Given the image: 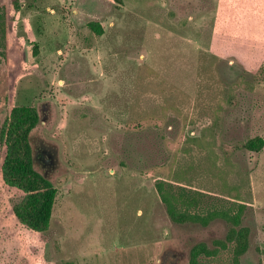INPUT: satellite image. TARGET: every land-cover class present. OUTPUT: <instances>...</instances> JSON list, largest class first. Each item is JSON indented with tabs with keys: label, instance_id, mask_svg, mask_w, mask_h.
<instances>
[{
	"label": "rangeland",
	"instance_id": "obj_1",
	"mask_svg": "<svg viewBox=\"0 0 264 264\" xmlns=\"http://www.w3.org/2000/svg\"><path fill=\"white\" fill-rule=\"evenodd\" d=\"M195 259L264 264V0H0V264Z\"/></svg>",
	"mask_w": 264,
	"mask_h": 264
},
{
	"label": "trees",
	"instance_id": "obj_2",
	"mask_svg": "<svg viewBox=\"0 0 264 264\" xmlns=\"http://www.w3.org/2000/svg\"><path fill=\"white\" fill-rule=\"evenodd\" d=\"M15 7H18V5L16 4ZM33 124L34 122H32L31 125L27 127L26 131L22 135L19 136V140H18L19 144L21 145L22 150L25 151L27 155L30 151L27 138H28V133L30 131V128L33 126ZM15 169H16V172L21 176H38L37 173L32 169V166L30 163H26V162L16 163ZM39 179L42 180L41 177H39ZM162 183H160L158 186L159 195L163 199V202L166 204L171 214L177 217L179 221L193 222V223H198L200 225L206 226L208 222H210L214 218L223 217L229 222L231 226L228 237H227V241L231 242L232 240H234L235 242H237V248L235 251L236 257L239 253L244 251V248L246 246L243 249H240L239 251L240 243L242 241L246 243L247 241L246 240L247 238L246 230L243 228H240V221H241L243 206L240 205V209L237 211V213L233 215H230L229 213H226V212L222 213V212H216V211L208 212L206 213V215H203V216L191 214L188 211L191 204L185 201H181L180 198L177 199L176 196L168 193L169 191L165 190V193H163ZM55 192H56L55 188L52 185L48 184L47 187L44 188L42 192L38 193V195L34 197L35 207H34L31 218L35 224L43 226V227L47 226L50 220V216H51V211H52L53 202L55 198ZM166 195L169 197H166ZM178 205H180V207H178ZM18 216L20 215L18 214ZM209 254L213 255L214 251H211V253ZM193 263L198 264L196 259Z\"/></svg>",
	"mask_w": 264,
	"mask_h": 264
}]
</instances>
